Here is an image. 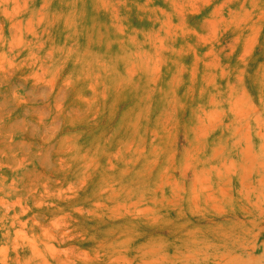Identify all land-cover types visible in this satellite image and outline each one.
Returning a JSON list of instances; mask_svg holds the SVG:
<instances>
[{
  "label": "rangeland",
  "instance_id": "1",
  "mask_svg": "<svg viewBox=\"0 0 264 264\" xmlns=\"http://www.w3.org/2000/svg\"><path fill=\"white\" fill-rule=\"evenodd\" d=\"M0 264H264V0H0Z\"/></svg>",
  "mask_w": 264,
  "mask_h": 264
}]
</instances>
